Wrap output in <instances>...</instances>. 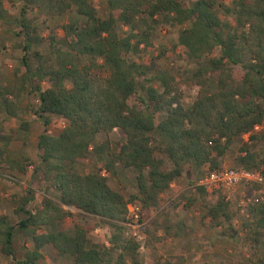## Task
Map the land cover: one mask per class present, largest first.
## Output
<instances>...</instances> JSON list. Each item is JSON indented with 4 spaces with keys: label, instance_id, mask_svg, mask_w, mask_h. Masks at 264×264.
Wrapping results in <instances>:
<instances>
[{
    "label": "trees",
    "instance_id": "trees-1",
    "mask_svg": "<svg viewBox=\"0 0 264 264\" xmlns=\"http://www.w3.org/2000/svg\"><path fill=\"white\" fill-rule=\"evenodd\" d=\"M22 1L19 15L8 20L0 0L3 29L21 36L24 50L14 68V85L0 92V113L12 114L13 98L37 94L34 113L45 128L38 135L40 164L34 170L45 191L53 190L57 196H44L41 208L32 211L25 208L34 196L29 188L18 205L24 216L17 223L0 217V251L12 256L13 264H37L40 248L47 243L61 253L69 251L74 264H126L128 259L142 264L138 253L144 240L126 229L127 204H140L143 222L159 194L182 175L199 194L206 193L197 183L200 169L206 166L207 173L220 168L234 139L244 133L250 134L239 146L236 167H260L263 184H252L264 185V146L258 149L252 143L261 138L253 132L255 125L264 123V0H234L235 25L220 18L215 0H104V16L93 0ZM43 1L56 3L59 14L73 12L82 18L81 23L69 20L62 25L63 36L54 49L56 63L48 67L37 50L31 52L38 56V64L32 66L29 53L42 38L27 11ZM161 22L180 26L177 43L197 63L183 78L194 90L189 102L171 73L154 61L148 65L130 57L140 53V44H150V35ZM216 48L219 54L213 55ZM151 67L157 73L147 75ZM43 80L48 81L46 86ZM49 114L66 121L56 133L47 131ZM3 126L0 119V168L25 172L7 150ZM114 129L122 133L115 149H107L105 142L92 146L98 133ZM92 149L105 151L104 169L110 173L116 172V163L136 168V190L124 195L100 170H79L77 165ZM228 204L219 195L205 205V217L215 225L222 217L228 224L225 231L234 236ZM175 206L162 210L161 226L168 233ZM254 208L258 223L264 225V201ZM66 216L73 223L71 233L56 228ZM97 225L109 227V244L90 241L88 233ZM43 226L51 230L39 231ZM19 231L28 233L33 247L16 259L13 241ZM250 262L264 264V256L236 264Z\"/></svg>",
    "mask_w": 264,
    "mask_h": 264
},
{
    "label": "rangeland",
    "instance_id": "rangeland-1",
    "mask_svg": "<svg viewBox=\"0 0 264 264\" xmlns=\"http://www.w3.org/2000/svg\"><path fill=\"white\" fill-rule=\"evenodd\" d=\"M187 1L191 3L193 0ZM215 1V9L220 18L229 22L230 25H235L234 0ZM93 2L96 4L98 13L104 16L107 11L105 1L93 0ZM1 3L7 12L6 18L13 20L19 15L23 1L1 0ZM41 4H34L27 11V15L36 23L38 34L42 38L39 44H33L29 53L37 50L41 53L43 66H55L54 49L60 45L59 39L63 36L62 25L69 20L81 23L82 18L73 12L59 14L56 3L43 1ZM123 29L128 30L129 26L125 25ZM179 29V25L161 22L150 35V44H140V53L130 57L148 65L154 61L160 69L171 73L180 85L185 101L189 102L194 96V90L185 84L183 78L190 74L197 63L189 59L182 46L177 43ZM23 53L22 37L5 32L0 19V92L14 85V68L19 65ZM31 54L32 56L29 54L31 64L35 66L38 64V56ZM212 54L218 55L219 49L216 48ZM155 73H157L156 68L151 67L147 75ZM140 78L138 77L139 80ZM42 84L46 86L48 81L43 80ZM153 84L158 85L159 82L155 81ZM8 97L12 99L9 94ZM12 102L14 103L12 114L0 113V119L3 120L4 125L1 134L9 140L7 150L10 156L25 166V172L14 168H0V217L5 216L11 223H17L24 216L18 205L29 188L33 190L34 196L25 208L32 211L41 208L44 196L56 197L57 193L53 190L45 191L43 181L34 170L40 164L37 154L38 135L45 128L40 118L34 113L37 94L24 93L19 99L13 98ZM48 117L50 122L46 127L50 133H56L66 123L65 119L58 115L49 114ZM257 135L261 138L253 139L252 143L254 147L261 149L264 146V133L260 132ZM121 136L122 133L118 129H114L109 134L98 133L92 146L105 142L107 149L108 147L115 149ZM238 141L239 138L236 137L230 150L238 149L239 151ZM0 145H3L2 141ZM226 153L221 166L237 165V159L235 164L231 161L233 158H229L227 163L224 162L228 157ZM105 157V151L97 153L92 149L89 158L77 167L81 171L100 170L107 177L109 185L124 195L135 191L137 169L116 163V172L110 173L104 169ZM205 169L206 166L200 169L201 174L197 176L198 178ZM242 184L234 193L206 190V193L201 195L185 175L173 180L169 188L159 194L157 205L149 210L143 222L139 220V226L136 228L137 233L144 240L138 253L142 264H236L241 259L256 260L263 257L264 225L258 223L259 213L254 207L264 201V185L258 187L252 183ZM219 195H223L229 203L228 210L232 214L231 224L235 228L234 236H230L225 231L228 224L222 217H220V225H215L209 217H205V205L211 204ZM134 203L140 207V219L143 211L138 202ZM173 203L176 206L171 208V227L168 233L161 226L162 210ZM65 207L72 211L76 210L74 207L66 205ZM251 207L253 209H250ZM57 227L67 233L73 231V223L68 216L59 220ZM126 229L128 231L129 227L126 226ZM38 230L50 231L51 227L43 226ZM256 231H258L257 234ZM88 235L92 242L109 244L110 230L107 225L95 226ZM255 235L258 237L257 240ZM32 247L28 233L19 231L15 234L13 248L16 259L23 257ZM40 251L41 255L37 259V264H74L69 251L61 253L51 243L43 245ZM14 261L12 256L0 251V264H13ZM126 264H131V260L128 259Z\"/></svg>",
    "mask_w": 264,
    "mask_h": 264
},
{
    "label": "built area",
    "instance_id": "built-area-1",
    "mask_svg": "<svg viewBox=\"0 0 264 264\" xmlns=\"http://www.w3.org/2000/svg\"><path fill=\"white\" fill-rule=\"evenodd\" d=\"M261 168L247 169L244 167L221 166L216 170L201 175L197 183L203 185L206 190L212 191L216 188L228 190L241 183H262ZM128 221L125 225L128 231L136 238H141L136 228L139 226L140 207L134 202L127 204Z\"/></svg>",
    "mask_w": 264,
    "mask_h": 264
},
{
    "label": "crops",
    "instance_id": "crops-1",
    "mask_svg": "<svg viewBox=\"0 0 264 264\" xmlns=\"http://www.w3.org/2000/svg\"><path fill=\"white\" fill-rule=\"evenodd\" d=\"M254 134H257V133H260V132H262V133H264V123L263 124H259V125H255V127H254ZM249 134L250 133H244V134H242L241 135V137H238L239 138V141H238V146L243 142V141H247V139H248V137H249ZM232 146H233V144H232ZM232 146L227 150V151H229V152H227L226 153V155L228 156H226L227 158H226V160H224V162L225 163H227V160L229 159V158H233L231 161L235 164L236 163V156L237 155H239V153H237V152H239L238 151V149H236V150H230L231 148H232ZM229 154V155H228ZM229 166H232V165H229ZM237 165H235V166H232V167H236ZM205 174V172H203V174L202 175H204ZM242 184V183H241ZM241 184H238V185H235V186H233L232 188H230V189H228V190H224V189H222V188H216V189H213L212 191H216V190H222V191H229L230 193H234L240 186H241ZM242 185H244V183L242 184ZM207 191H210V190H207ZM72 232V231H71Z\"/></svg>",
    "mask_w": 264,
    "mask_h": 264
}]
</instances>
